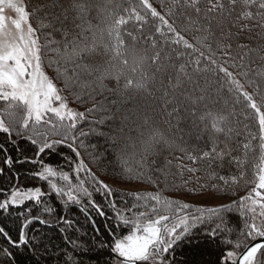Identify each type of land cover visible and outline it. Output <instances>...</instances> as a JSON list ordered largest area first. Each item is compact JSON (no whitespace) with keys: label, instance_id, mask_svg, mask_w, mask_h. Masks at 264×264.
Here are the masks:
<instances>
[{"label":"snow or ice","instance_id":"1","mask_svg":"<svg viewBox=\"0 0 264 264\" xmlns=\"http://www.w3.org/2000/svg\"><path fill=\"white\" fill-rule=\"evenodd\" d=\"M177 8L187 25L181 30L176 24ZM160 9L151 0H0V133L9 138L15 134L36 146L35 159L18 163L39 165L40 170L33 175L49 188L47 193L40 186L0 190L6 197L0 199V212L23 208L26 202L40 206L43 197L54 194L63 207L78 205L85 213L92 208L104 216V210L93 198L100 194L114 210L116 226L130 229L127 235L114 239L111 252L118 257L116 264H173L175 249L182 242L193 244L195 249L207 242L216 251L215 261L194 264H264V65L258 66L251 76L248 71L240 72L244 78L241 82L237 74L229 71V67H236L230 55L232 44L224 43L233 35L238 39L241 32H255L257 46L238 44V48L247 50L237 55L242 61H252L253 57L264 61V0H160ZM93 10L98 24L92 22ZM225 25L238 31H225ZM184 31L199 33L194 37L195 44L182 34ZM56 34L61 39L57 40ZM148 47L153 49L151 55ZM178 48L184 51H177ZM217 51L223 53L222 62H218ZM173 53L175 60H185L173 65L175 87H183L184 81L191 85L183 97L194 105L207 98L209 82L201 84L193 74H222L217 91L226 89L229 93L231 103L225 102L229 111L225 114L206 109L199 117L210 122L206 123L213 132L210 147L193 152L178 147L156 122V110L143 108L131 113L140 122L134 128L138 150L128 153L126 148L121 149L112 159L95 152V146L86 143L91 136H107L113 144L117 143L113 129L103 132L98 127L109 121L115 123L117 116L105 100L97 101L96 97L105 91L126 96L134 90L150 95L149 85L155 77L145 72L146 65L151 61L159 70L165 62H172ZM240 66L243 68L244 63ZM47 69H52L54 76ZM107 80H115L116 87L109 88ZM59 81L63 88L58 87ZM246 85L253 91L249 92ZM70 100L91 107L79 111L70 106ZM169 103L173 106L171 111H165L164 123L171 126V117L179 116L181 105L166 101L165 110ZM237 106H241L239 110ZM97 114H101L100 119L88 120ZM131 117L121 115V126L114 131L124 135V126ZM230 117L236 118L237 124L243 122L247 133L235 145L230 143L232 134L239 137L241 132L229 126ZM85 122L89 124L87 130L81 126ZM220 134L224 140L219 139ZM59 146L67 147L75 156V160L65 161L70 171H58L41 158L56 153ZM164 150L184 154L174 157L181 161L176 165L177 173L171 171L173 160L167 157L163 166L156 167L153 158ZM185 159L194 166L183 163ZM4 163L11 168L13 159L9 156ZM90 163L108 171L113 183L142 181L157 190L128 191L131 204L121 195L125 207L118 208L113 198L116 190L98 178ZM153 171L159 175L154 177ZM185 172L193 174L198 185L196 189L188 188L187 193L195 191L204 199V206L165 195L186 187L189 181L176 183L169 179L177 174L182 177ZM198 172L204 176L197 177ZM3 173L0 168V175ZM201 179L207 182L200 183ZM57 180L63 182L62 186ZM240 192L246 194L239 195ZM224 197L232 199L223 202ZM43 210L53 211L46 204ZM32 211L29 207L17 213L22 223L16 240L3 226L0 236L14 249L28 247L35 257L34 237L30 238L27 230L36 221H46L31 216ZM61 219L72 226L71 220ZM0 253L4 264H16L7 248L0 247Z\"/></svg>","mask_w":264,"mask_h":264},{"label":"trees","instance_id":"2","mask_svg":"<svg viewBox=\"0 0 264 264\" xmlns=\"http://www.w3.org/2000/svg\"><path fill=\"white\" fill-rule=\"evenodd\" d=\"M27 2L28 0H26V3ZM97 2H101V0H97ZM151 2L158 10H161L160 0H151ZM180 12L181 9L177 8L176 24L178 30L187 27L184 18L180 16ZM91 17L93 24L100 23L99 19L96 18L97 13L95 10L92 11ZM101 26L103 27V25ZM229 29L233 34L238 31V29L232 27L231 25H225V31H228ZM213 31L217 32V35H219V30L215 25H213ZM182 34L194 44L196 43L194 37L199 35L196 31H184ZM249 36H251L252 39H249ZM55 38L57 40L61 39L59 34H56ZM209 43H212V46L215 49V44L211 40ZM224 43L232 44V51L230 55L234 57L236 67H229V71L237 74L241 82H244V78L239 76L240 72L248 71L251 76L258 66L264 65V61H260L255 57H253L252 61H249L247 58H244L242 61L241 56L237 55L238 53L247 50H241L237 47L238 44L249 45L250 47L257 46L259 40L256 37L255 32H241L238 39L235 35H233V38L230 41L226 40ZM197 46L199 47V45ZM152 51L153 49L148 47L149 55H151ZM177 51L184 50L182 48H178ZM188 51L190 52V50ZM172 55V62H165L164 66L159 70L156 65L151 63V61H149L146 65L145 72L149 76L155 77L153 82L149 85L150 95L143 92L137 93L134 90L130 91L126 96L105 91L102 95H98L96 97L97 101L105 100L108 107L117 116L115 123L109 121L107 125L98 126L99 130L103 132H109L110 128L113 129V134L117 135V143L113 144L111 139L107 136H91L86 143L94 145L95 152L103 154L108 159H112V157L121 149L126 148L128 153L138 150V134L134 128L140 122L135 120V117H131V113L134 109L143 108L156 110V122L160 124L161 127L166 129L170 138L175 141V144L178 147H183L189 152L199 149L207 150L210 147L209 138L213 135V132L210 126L206 127V123L210 122L201 121L199 117L204 111H206V109H212L213 111L220 110L225 112V114L229 111L228 107H225L226 101L229 102V104L231 103L229 93L226 89L219 92L217 91L222 74H213L211 71L199 75L193 74L194 79L199 80L201 84H203L205 80L209 82L207 98L194 105L192 101L185 100L183 97V93L190 90L192 87L191 85L184 81L183 87H175L176 68L173 65L184 63L185 60L183 58L175 60V54L173 53ZM205 55H207V52H205ZM221 57H223V53L217 51L218 62H222L220 59ZM242 62L244 63L243 68L240 66ZM203 63L204 62L202 61V66ZM71 68L72 66L69 65L70 70ZM47 71L50 76H54L52 69H47ZM189 71H191V69H189ZM85 79H92V77H85ZM105 83L109 88L116 87L115 80H107ZM60 85L64 87L62 81L58 82V87ZM246 89L249 92L253 91V89L247 87V85ZM166 101H173L174 103L178 102L181 105L179 116L177 117L174 115L171 117V126L164 123L165 111H171L173 106L172 103H169L167 105V109L165 110ZM79 105L85 108L91 107V104ZM240 107L241 106H237V110H239ZM121 115H129L131 117L124 126V135H119L114 131L121 126ZM100 116L101 114L89 116L88 120H98L100 119ZM81 126L87 130L89 124L85 122ZM229 126L234 129H238L241 132L239 137L233 133L230 143L235 145L239 141H243L247 134L243 129V122L237 124L236 118L230 117ZM130 129L133 130L130 131ZM252 131H256V128H252ZM129 137H131V139H129ZM219 139L224 140L225 136L220 134ZM133 144L136 145L135 148H133ZM253 144L255 146V142H253ZM35 150L36 146L32 145L26 138H18L14 134L11 138H9L8 134L0 133V168L4 169V173L0 175V190L9 191L13 186L22 189L40 186L46 193L49 192L47 183L35 178L33 175L34 172L40 170L39 165H34L28 162L18 163V161L35 159ZM82 155H84L83 152ZM183 155L184 154L178 150H173L172 152L164 150L158 158L154 157L153 159H156V167L164 165L165 157L173 160L171 171L173 173H177L178 170L176 165L181 163V161L174 159V157H182ZM9 156L13 159V165L11 168L4 163ZM41 158L46 164H51L56 167L58 171H70V168L65 161L69 159L75 160L74 154L64 146H59L56 153L44 155ZM85 158L86 162H88L87 157ZM182 162L188 164L189 166H194L186 159ZM89 166L97 174L99 179L105 180L106 183H109L110 186L116 190V194H114L113 198L116 199L118 208L125 207V205L121 203V195L124 196V199L127 200L129 204L132 202L131 198L126 195L128 191L124 190L122 187H135L140 191L157 190L154 185H149L148 183L142 181H130L126 184L113 183L108 179V171L102 170L95 164L90 163ZM17 174H19V179H17ZM152 174L154 177L159 175V173H156L155 171H153ZM221 174L225 173L221 172ZM195 175L197 177H203L204 173L198 172ZM161 179L163 178L161 177ZM169 179H175L176 183L189 181L182 191H167L165 195L170 198L181 199L185 202L187 199L201 197L197 195L195 191L187 193L188 188L196 189L198 187L193 174L185 172L182 177L177 174L175 177L170 176ZM56 182L62 186L63 182L59 180ZM73 182H75V177ZM206 182L207 181L205 179L200 180V183ZM213 183H215V181H213ZM163 187L164 184L160 183V188ZM184 193H187V195H184ZM244 194L246 193H239V195ZM4 198L6 197L3 192L0 191V199ZM93 198L95 202L104 210V216L98 215L95 209L92 208H89L88 212L85 213L80 210V206L78 205L63 207L62 203L58 201V198L54 194L51 195V197H43L42 204L40 206H35L33 202H27L23 208H10L8 213L0 212V226L5 227L6 231L9 232V235L13 238V240L17 239L19 228L22 223V218L18 216L17 213L23 212L25 209L32 207L33 211L30 215L33 217H39L40 220L46 221V223L36 221L31 224L27 230L29 237H34L32 247L36 251L35 257L32 255V252L28 247H24L20 250L12 248L2 236H0V247L7 248L13 253L16 258V264H116L117 258L113 252H111L114 239L122 238L124 235H127L130 229L124 226H116L117 221L115 220L114 210L108 207L107 200H105L100 194H94ZM224 198L229 200L232 199L230 197ZM45 204L52 208L53 211L45 212L43 210ZM126 214L129 216L131 215V213H128L127 211ZM62 217L64 219L71 220L72 226L69 227L67 224L63 223L61 219ZM77 244L82 247H77ZM100 245L103 246L101 247ZM66 253L67 256L72 257L71 261L67 259L65 255ZM216 259V251L212 247L208 246L207 242H205V245L201 246L199 249L193 248V244L191 243L182 242L179 247L175 249L173 264H194V262L215 261ZM0 264H4L2 253H0Z\"/></svg>","mask_w":264,"mask_h":264},{"label":"rangeland","instance_id":"3","mask_svg":"<svg viewBox=\"0 0 264 264\" xmlns=\"http://www.w3.org/2000/svg\"><path fill=\"white\" fill-rule=\"evenodd\" d=\"M59 87L63 88V86H61V85ZM64 94L65 95H68L67 92H65ZM75 102H76L75 100L74 101L73 100H70L69 101L70 106L73 107V108H76L79 111H85V109H86L85 107H82L77 102L76 103ZM0 103H2V102H0ZM122 188H124V190H127V191H140L139 189H137L135 187L133 188V187H129L128 186V187H122ZM185 202L193 203V204L200 205V206H204V204H205V201H204V199L202 197L194 198V199H187ZM219 202H221V201H216L214 203H219ZM223 202H230V200L229 199H226V198H223ZM209 206H212V205H209ZM115 257H116V254H115ZM116 258L118 259V257H116Z\"/></svg>","mask_w":264,"mask_h":264},{"label":"water","instance_id":"4","mask_svg":"<svg viewBox=\"0 0 264 264\" xmlns=\"http://www.w3.org/2000/svg\"><path fill=\"white\" fill-rule=\"evenodd\" d=\"M114 254V253H113ZM115 255V254H114Z\"/></svg>","mask_w":264,"mask_h":264}]
</instances>
